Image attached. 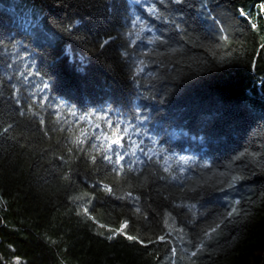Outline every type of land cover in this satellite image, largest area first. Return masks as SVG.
Segmentation results:
<instances>
[{
	"label": "trees",
	"instance_id": "1",
	"mask_svg": "<svg viewBox=\"0 0 264 264\" xmlns=\"http://www.w3.org/2000/svg\"><path fill=\"white\" fill-rule=\"evenodd\" d=\"M14 1L0 264H264V0ZM108 115L119 164L77 119Z\"/></svg>",
	"mask_w": 264,
	"mask_h": 264
},
{
	"label": "rangeland",
	"instance_id": "2",
	"mask_svg": "<svg viewBox=\"0 0 264 264\" xmlns=\"http://www.w3.org/2000/svg\"><path fill=\"white\" fill-rule=\"evenodd\" d=\"M8 3H15L14 0H8ZM35 40L37 41L38 36L37 34L34 35ZM44 41V40H43ZM46 43L53 45L55 43V39L48 38L45 40ZM76 117L75 114H73V118ZM80 122H83V120L87 119V125H83L82 127V135L83 136H90L93 135L95 139H97L98 143L107 151L109 155H115L120 154L118 150L122 149L124 147L123 140H128L127 144L132 142L130 138H139L140 134L137 131H134V129L131 126H127L126 124L121 125L124 127V129L121 127L118 128L117 132H113V135H110V133L107 132L111 128V119L110 116H103L104 121L101 123V121H95L94 117H86V118H79L77 117ZM76 119V120H77ZM100 120V118H99ZM84 123V122H83ZM119 124V123H118ZM117 124V126H118ZM125 129H127V132H125ZM121 130H124L122 133H120ZM101 137V138H99ZM113 141H118V143H113ZM153 153L152 150L149 152L146 151V157L148 155H151Z\"/></svg>",
	"mask_w": 264,
	"mask_h": 264
},
{
	"label": "snow or ice",
	"instance_id": "3",
	"mask_svg": "<svg viewBox=\"0 0 264 264\" xmlns=\"http://www.w3.org/2000/svg\"><path fill=\"white\" fill-rule=\"evenodd\" d=\"M177 2H179V0H177ZM261 8H262V10H264V5H261ZM241 14L243 15V13H241ZM253 27H255V25H253ZM125 132H127V129H125ZM113 143H118V141H113ZM106 159L111 160V157H106ZM122 159H123V156H121V155L118 154L115 163H116V164H119V162H120ZM234 179H235V178H234ZM105 189H106L107 191H111V189L108 188L107 186H105ZM235 211H236V209L233 208L232 211L229 212V216H231L232 213L235 212ZM85 212H87V209H85ZM126 226H127L126 223L123 224V225L121 226L120 232H123V229H124ZM216 227H219V225H217ZM215 231H216V228H212V229L210 230V232L205 233V235H206V236H210V235H211V232H215ZM125 235H126V234H125ZM111 238H112V237H109V239H111ZM127 239H128V240H136L137 238L134 237V236H131V235H127ZM160 239H163V237H161ZM201 247H202V245H201ZM197 251H199V248H198L196 251H193V252L191 253V255H192V256H196V255H197Z\"/></svg>",
	"mask_w": 264,
	"mask_h": 264
}]
</instances>
